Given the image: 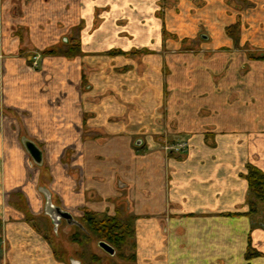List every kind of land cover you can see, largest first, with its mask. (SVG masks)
I'll return each instance as SVG.
<instances>
[{"label":"crops","instance_id":"1","mask_svg":"<svg viewBox=\"0 0 264 264\" xmlns=\"http://www.w3.org/2000/svg\"><path fill=\"white\" fill-rule=\"evenodd\" d=\"M19 1L0 0V83L6 105L19 109L18 131L44 143L36 181L46 178L56 206L80 217L124 205L137 264H264V222L247 215L245 177L249 164L264 172V0H70L63 22L77 41L33 68L35 55H12L24 41L15 30L43 46L60 16L43 31L40 0H24L12 24ZM239 19L262 22V38L241 30L262 42V65L247 63L262 66L259 76L239 75L245 63L228 52ZM205 26L211 39L200 54L175 56L181 44L171 37ZM11 175L22 177L5 175L8 200L0 190L2 264H59L32 220L37 192ZM18 189L29 219L10 204Z\"/></svg>","mask_w":264,"mask_h":264},{"label":"rangeland","instance_id":"2","mask_svg":"<svg viewBox=\"0 0 264 264\" xmlns=\"http://www.w3.org/2000/svg\"><path fill=\"white\" fill-rule=\"evenodd\" d=\"M25 1H27V4L30 3L29 5L31 7L33 3L32 0ZM23 2L24 0H21L18 4L11 6L10 15H12V24L15 23L13 20L15 19L14 15H22V8H24ZM38 3L44 11V14L42 13L44 18L41 23L43 31L47 28L50 29L55 26V21L50 17V15H58L60 16V21H58L59 34L57 36H44L49 42L45 43L43 46H39L34 43V37L32 38L29 29L26 30L25 28H21L15 30L17 34L19 31L22 36L24 34V41L21 42V48L18 53H13L12 55H16V58H23L24 60H27L29 55H35L37 58H31L27 63V65H31L30 62L32 61V68L34 66V61L51 59V55L67 54L68 43L73 44L78 39V37H76V32H72L67 27L66 23L63 22V17L71 14L69 8L72 7V2L70 0H64V4L60 6V9L55 11L51 8L52 0H40ZM34 12L35 10L33 9L27 15H34ZM255 19L256 18H254V20ZM253 24H255V26ZM244 25L246 28L248 27V29H257L258 35L254 36L253 38H262V35H260L262 33V22H260V25L257 21H251V23L247 24L242 23L239 19L238 22L228 28V33H230L231 39L230 42L232 43L231 47L235 51L230 49H226V51L230 50L228 51L229 54H233L235 57L238 56L240 60L244 61L243 64H245L242 67L240 66L237 71L239 75H247L249 72H251L250 75H252V77L256 75L259 76V69L262 71V66L261 68H258V65H262V42L253 41L252 36H242L241 30ZM206 30V26L204 28L202 27L201 29L197 30L195 35L191 37L188 36L189 38L183 39L181 41H179L178 37H171V42L181 44L180 51H177L175 56H178V54H184L188 59H190V57H196L197 54H200L201 49L203 50L202 45L209 43V39H211L207 33L208 30ZM203 54L209 55L212 53L203 51ZM250 61L255 62V64L257 63L258 65L255 67H250L247 64ZM31 71L33 70L31 69ZM1 74L2 73H0V75ZM18 116L19 109L16 106L13 107L6 105L3 97V86L2 83H0V190L1 192L3 191V199L8 200L6 195L7 191L9 190V187H7L8 184L5 182V178L7 177L5 175L21 172L22 177L20 179H17L18 175H16V177L12 175L11 176L20 181L21 184H25L37 192L39 197L38 206L39 209H41V212L40 214L33 217L32 220L36 228L48 237V243L53 251L54 258L57 262H59V264H71V260L76 261V264L77 262L78 264H137L135 256L136 244L134 240V224L132 221L133 217L124 205L118 207L114 215L118 216L124 225L130 223L133 233L132 236L126 240L127 243L123 246L115 247L109 244L114 248L115 252L113 255H110L102 250L98 245L100 239L96 235H93L91 232L84 229V227L86 228V223L83 220L84 212L80 217H74L81 226L69 225L65 220H61L58 226H54L52 220L45 212V194L39 190V188L44 187L50 191L47 186H44L45 184H48V181L46 178H44L43 181H36L39 169L45 167L46 153L44 152V143L41 141V137L30 138L28 133L18 131ZM170 137V140L180 139V137L177 135ZM22 138L32 141L42 152L41 165L37 164L30 154L27 153L21 142ZM184 146V148L180 149L181 151L186 150L187 143H185ZM171 148L173 149V147ZM13 152L16 154L11 155ZM18 154L23 155V157L21 158ZM19 158L20 162L18 161L19 163L17 164L16 160ZM3 159L8 160V163H3ZM41 183H43V185ZM17 194H19V189L14 191V196L12 195L9 198L10 204L12 206L18 205V207L27 214L26 217L29 219L31 216L29 214L30 211L28 210V203L27 201L25 202L22 196L19 197ZM50 194L52 204L56 205L57 201L53 197L51 191ZM94 213H96L98 217L102 216L103 214L108 215V213ZM254 218L257 221L262 223L264 222V214L261 212L254 216ZM88 232L90 234H88ZM85 234H88V238H85ZM0 264H2L1 260Z\"/></svg>","mask_w":264,"mask_h":264},{"label":"trees","instance_id":"3","mask_svg":"<svg viewBox=\"0 0 264 264\" xmlns=\"http://www.w3.org/2000/svg\"><path fill=\"white\" fill-rule=\"evenodd\" d=\"M246 179L248 181V213L254 218L258 213L264 214V172L249 164L247 166ZM83 220L86 223L85 230L96 235L100 241H105L115 247L123 246L127 239L132 236V227L128 223L124 225L116 215L97 216L91 211H84ZM88 232V234H90ZM85 234V238H88Z\"/></svg>","mask_w":264,"mask_h":264},{"label":"water","instance_id":"4","mask_svg":"<svg viewBox=\"0 0 264 264\" xmlns=\"http://www.w3.org/2000/svg\"><path fill=\"white\" fill-rule=\"evenodd\" d=\"M21 142L25 150L27 151V153L30 154L33 160L37 164L41 165L42 164V152L36 147V145L32 141L27 140L26 138H22ZM39 190L45 194V197H46V202H45V207H44L45 212L46 214H48V216L52 220L55 227L58 226L61 220H65L69 225L81 226L70 212L65 211L61 209L60 207L52 204L51 199H50L51 194L48 189L41 187L39 188ZM98 245L102 250H104L110 255H113L115 252L114 248L105 241H99ZM71 264H76V261L71 260Z\"/></svg>","mask_w":264,"mask_h":264},{"label":"built area","instance_id":"5","mask_svg":"<svg viewBox=\"0 0 264 264\" xmlns=\"http://www.w3.org/2000/svg\"><path fill=\"white\" fill-rule=\"evenodd\" d=\"M35 65H36V64H35ZM184 144H185V143L180 144L178 149L180 150L181 148H184V147H185Z\"/></svg>","mask_w":264,"mask_h":264}]
</instances>
